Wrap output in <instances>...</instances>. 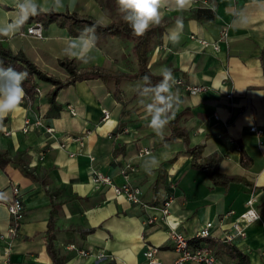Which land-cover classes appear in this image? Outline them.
<instances>
[{
	"label": "crops",
	"instance_id": "0c3cea01",
	"mask_svg": "<svg viewBox=\"0 0 264 264\" xmlns=\"http://www.w3.org/2000/svg\"><path fill=\"white\" fill-rule=\"evenodd\" d=\"M37 2L41 10L77 12L102 24L116 20L120 12L108 0H61L59 7L55 0ZM16 4L17 0H0V26L12 23ZM199 7L213 10L214 20L190 17ZM160 13V22L166 24L160 37L153 39L149 65L156 74L169 69L174 77L171 91L176 102L169 120L187 109L180 124L187 128L191 145L202 144L205 156L218 153L221 171L243 181L214 187L203 170L192 166L181 139L164 141L168 129L157 133L149 126L145 106L151 97L140 95L131 101L128 95L131 90L134 95V88L127 81H78L61 89L52 105L48 92L53 85L36 80L40 93L36 88L32 95L24 90L21 104L2 116L7 121L0 125V149L11 157L26 152L29 168L48 183L33 181L12 163L0 168V264L5 260L53 264L48 252L52 201L57 204L53 244L64 264H146L143 252L148 246L158 248L160 261L171 263L179 255L171 230L193 238L203 224L213 221L211 238L222 239L230 223L246 210L252 188L258 192L257 205L264 206L260 189L264 186L260 60L264 0H162ZM35 23L27 20L18 31L0 35V42L55 77H67L58 65L62 58L74 60L82 69L129 72L136 68L134 55L129 54L131 41L114 36L89 49L57 24L44 26L41 38L27 34ZM224 27H228V42H219L215 48ZM173 34L178 37L175 41L170 39ZM70 46L71 52L66 51ZM188 86L202 90L191 94ZM104 110L109 112L106 120ZM26 120L30 122L27 131ZM252 127L262 134L251 131ZM238 143L251 158L247 167L242 165ZM144 149L150 153L140 155ZM94 171L110 176L117 185L139 186L147 206L116 195L108 184H96ZM13 184L21 188L26 213L9 245L2 235L10 224L7 204ZM168 195L174 200L169 214L163 216L160 208ZM152 215L157 219L150 223ZM246 232V239L235 243L252 264H264V218L248 224ZM212 251L220 264L232 263L216 247Z\"/></svg>",
	"mask_w": 264,
	"mask_h": 264
},
{
	"label": "trees",
	"instance_id": "16d2710c",
	"mask_svg": "<svg viewBox=\"0 0 264 264\" xmlns=\"http://www.w3.org/2000/svg\"><path fill=\"white\" fill-rule=\"evenodd\" d=\"M108 1L111 4H114L117 9H119L117 0ZM190 17L199 21H212L215 18V13L211 9L199 7L192 10ZM28 21L41 22L43 26L50 24L60 25L67 28L70 35L74 37H79L86 27L94 28L95 35L97 37L96 45H100L102 41L114 36L125 41H131L132 43L131 51L136 61V68L134 71L114 72L100 67L78 69L74 60L62 58L58 60V65L65 71L67 77L65 79H60L42 70L23 53H14L0 42V63H2L4 66H11L18 72L27 73V77L22 83L23 89L27 94L32 95L36 88V80H43L53 85V88L48 92L49 102L52 105H56V96L61 89L75 84L78 81L101 79L105 82L113 81L116 83H120L122 81L138 82V87L134 90V97H138L140 96L139 89L143 85V76H150L153 85L163 79L162 74H156L151 70L149 65V53L152 48V43L154 42L153 39L155 37H160L164 31L166 24L165 20L159 24L150 26L149 29L140 36H137L133 33L129 24L123 20V14L121 12H119L117 19L109 24H102L100 21L90 15H81L77 12L62 13L56 12L54 10H41L38 15L30 17ZM260 60L264 72V49L260 55ZM186 112L187 109L183 110L176 118L169 120L172 114V109L169 111L168 124L166 126L168 129V135L165 137L164 141H171L177 138L181 139L183 144V152L192 158V166L203 170L214 187L227 188L234 182L243 181V179L238 176L226 175L221 171V156L218 153L205 156L203 154L202 144L191 145L187 128L180 124V118L181 116L185 115ZM6 121V117H0V125ZM238 149L241 153L242 165L247 167L251 162V158L241 143H238ZM10 163H12L25 176L31 178L33 181L40 182L45 185L48 183L47 180H44L43 177L36 175L34 171L29 168V161L26 152H21L17 156L11 157L6 150L0 149V168L3 169ZM260 189L264 193V186H262ZM50 195L52 197L53 193H50ZM50 207L51 212L48 227V252L52 258L53 264H64V259L58 255L57 249L53 244L54 218L57 210V204L52 201L50 203ZM190 242L195 246H206L202 244V242H207L209 245L206 247H208L210 250L216 247V250L219 252L222 251L225 255H227L233 264H252L248 254L242 251L235 242H224L222 239L211 237H193L190 238ZM108 264H112V262H109Z\"/></svg>",
	"mask_w": 264,
	"mask_h": 264
},
{
	"label": "built area",
	"instance_id": "2783aa9c",
	"mask_svg": "<svg viewBox=\"0 0 264 264\" xmlns=\"http://www.w3.org/2000/svg\"><path fill=\"white\" fill-rule=\"evenodd\" d=\"M43 24L36 22L33 26L27 28V34L33 35L37 38L43 37ZM229 32L228 27H224L221 30L219 40L215 43V48H218L219 42H228ZM178 84H183L182 80L177 81ZM191 94H197L202 90L201 87L193 86L187 87ZM36 91L40 93V89L36 88ZM72 113L75 114L74 110ZM104 118H109V112L104 110ZM29 120L25 121V131L29 126ZM36 124L41 125V121H37ZM48 132H52V128L47 129ZM251 131L256 132L258 135L262 134V130H258L256 127H252ZM82 144V142H81ZM150 150L144 149L140 155L149 154ZM91 161L94 157L90 156ZM93 180L96 184H108L113 187L114 192L118 196H124L128 201L136 205L147 206L143 200V190L139 186L130 184L129 182L117 185L114 183L110 176L103 175L98 171H94ZM174 200L173 195H168L164 200L162 207L160 208L162 215L167 216L170 211V205ZM258 192L256 188H252L250 197L246 202V210L240 214L232 223L230 227L225 231L222 240L224 242H235L237 239L244 240L247 237V225L255 221L262 220L264 218V206H258ZM8 212L10 214V224L8 231L3 238L8 240V244H12V240L18 234L23 220L25 218L26 207L23 199L21 188L17 184H13L11 187V196L8 199ZM232 213V212H231ZM157 219L156 215H152L148 222L153 223ZM214 227L213 221H208L203 224L197 231L195 237L208 238L212 237V228ZM170 238L173 240L175 249L178 252V257L171 263L162 262L158 259V248L155 246H148L143 252V257L146 264H186V262H196L198 264H220L216 254L206 246H195L190 242V238L186 237L183 233L177 230H171ZM82 254H86L85 251H81ZM1 264H8L5 260ZM233 264V263H231Z\"/></svg>",
	"mask_w": 264,
	"mask_h": 264
},
{
	"label": "clouds",
	"instance_id": "9594fccd",
	"mask_svg": "<svg viewBox=\"0 0 264 264\" xmlns=\"http://www.w3.org/2000/svg\"><path fill=\"white\" fill-rule=\"evenodd\" d=\"M123 20L129 24L133 33L137 36L143 35L151 25L159 24L161 21L160 8L162 0H117ZM55 6H62L61 0H55ZM41 8L37 0H17L16 15L12 23L0 26V35H9L22 28L27 20L40 13ZM173 41L177 40L176 35L170 36ZM84 42L83 47L89 49L96 46L97 37L94 28H85L79 36ZM71 46L66 51L71 52ZM163 79L152 84L148 75L142 77L143 85L139 89L141 96H150L151 103H148L146 111L150 116V127L157 133H162L168 124V113L176 102L172 93V82L174 77L171 70L165 69ZM26 72H18L11 66H4L0 63V117L12 111L21 104L25 92L22 86Z\"/></svg>",
	"mask_w": 264,
	"mask_h": 264
},
{
	"label": "rangeland",
	"instance_id": "374dc122",
	"mask_svg": "<svg viewBox=\"0 0 264 264\" xmlns=\"http://www.w3.org/2000/svg\"><path fill=\"white\" fill-rule=\"evenodd\" d=\"M131 53H132V51L131 52H129V54L131 55ZM78 66V68H80V66L79 65H77ZM80 69H82V68H80ZM58 78V77H57ZM127 83L129 84L128 86L129 87H131V88H134V90L138 87V82H129V81H127ZM128 97L130 98V100L132 101L133 99H135L136 97H134V95H133V90H131V92L129 93V95H128Z\"/></svg>",
	"mask_w": 264,
	"mask_h": 264
}]
</instances>
